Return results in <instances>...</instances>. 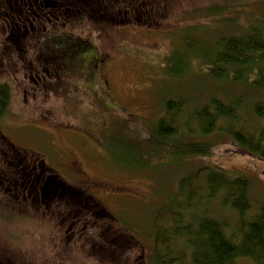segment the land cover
Masks as SVG:
<instances>
[{
    "label": "rangeland",
    "instance_id": "obj_1",
    "mask_svg": "<svg viewBox=\"0 0 264 264\" xmlns=\"http://www.w3.org/2000/svg\"><path fill=\"white\" fill-rule=\"evenodd\" d=\"M132 1L142 2L145 11H139L134 18H129L131 23L100 26L91 38L107 59L109 84L101 83L97 87L81 85V91H85L83 100L70 95L69 99L60 98L59 95L53 98L52 95L51 109L44 113L35 111L29 93L13 84L10 113L0 121V130L13 140L16 144L14 147L32 154V158L36 156L32 163L37 168L44 157L45 166L64 175L68 184L78 186L76 180L67 177L70 175L68 170H64L65 154H68L82 164L87 179L100 181L102 187L98 199L110 214L103 221L120 230L122 225L127 226L128 233L122 232L128 243L121 248L106 244V250L101 253L97 247L84 251L62 248L58 258L53 260L49 252L54 248L46 240L48 229L39 224L38 219L24 208L15 206L11 209L13 214L9 207L0 208V245L6 247L10 244L12 249H6L20 264H37V260L39 264H155V231L152 225L155 212L173 200L179 179L199 167L209 166L230 175H243L249 182V199L253 210L264 207L263 161L225 152H218L221 154L206 159L174 160L162 151L149 154L151 158L145 163H137L140 157L130 147L136 146L133 141L137 137L142 138V134L162 116L165 99L182 96L190 100V105H198L209 97L224 102L236 98V89L230 84L212 83L195 70L181 78H172L166 74L165 64L175 51H185L186 40L190 41V48L193 46L197 50L199 46L211 45L219 37L242 34L255 17H264V0H254L251 5L247 0ZM151 1L154 2L149 4ZM116 3L124 11L127 3L131 2L118 0ZM80 56L83 55H75L73 64L81 63L86 67V70H81L84 72L81 80L90 79L96 74L93 67L99 64V54L88 52L84 55L85 61ZM4 77L8 79L5 70ZM72 83L69 80L64 87L70 88ZM76 88L80 89L79 86ZM90 88L92 90H88ZM243 97L241 115L250 131L255 128L256 122L249 107L255 100L262 99H255L249 94ZM188 108L184 107L182 113ZM124 122L130 125L122 132ZM133 132H137V136ZM181 137L185 138L184 135ZM121 154L125 156L121 158ZM144 160L142 156L140 162ZM49 168L47 175L55 180L60 179ZM105 191H110L109 197ZM178 213L183 223L181 227L201 216L219 223L226 220L227 228L228 225H235L234 216L230 217V213L222 208L218 195L200 200L191 216H185L180 211ZM234 228L233 231L236 230ZM180 243V239L174 241L175 251L170 250L175 257L178 250L182 252L175 264H191V250ZM40 244L43 249L39 251ZM44 250L46 252H42ZM113 250H116V257Z\"/></svg>",
    "mask_w": 264,
    "mask_h": 264
},
{
    "label": "trees",
    "instance_id": "obj_2",
    "mask_svg": "<svg viewBox=\"0 0 264 264\" xmlns=\"http://www.w3.org/2000/svg\"><path fill=\"white\" fill-rule=\"evenodd\" d=\"M247 1L250 5L254 2ZM189 45L190 41L186 40L185 51H175L168 58L166 74L181 78L195 70L212 83L224 82L235 87L236 98L224 102L209 97L198 105H190V100L182 96L165 99L162 116L142 138L133 141L136 146L130 145L140 157L137 163H145L151 158L149 154L162 151L174 160L206 159L225 152L248 155L264 162V17H255L238 36L219 37L211 45L199 46L197 50ZM73 72L69 68L55 72L59 77L64 76L60 82L63 88L59 85L57 90L49 92L69 99L70 91L67 92L64 83L76 73ZM244 94L262 99L255 100L249 107L256 122L250 131L241 115ZM10 99L11 91L0 84V117L8 110ZM184 107L189 108L182 113ZM127 125L130 124H122V132ZM133 135L137 136V132ZM183 135L185 138L181 137ZM123 156L121 154V158ZM142 156L145 160L140 162ZM217 195L222 208L230 217L234 216L235 231L229 225L227 228L226 220L219 223L202 216L181 227L179 211L191 216L200 200ZM152 225L155 264H175L179 260L176 258H180L182 252L178 250L175 257L170 251H175L173 243L177 239L191 250V264H264V207L253 210L249 182L241 174L230 175L209 166L189 171L177 182L173 200L155 212ZM1 264L16 262L4 257Z\"/></svg>",
    "mask_w": 264,
    "mask_h": 264
},
{
    "label": "flooded vegetation",
    "instance_id": "obj_3",
    "mask_svg": "<svg viewBox=\"0 0 264 264\" xmlns=\"http://www.w3.org/2000/svg\"><path fill=\"white\" fill-rule=\"evenodd\" d=\"M116 4V0H0V84L6 85L10 91L13 84L23 88L31 96L35 111L43 113L51 109V96L55 98L58 95L49 91L57 90L59 85L63 88L60 82L64 76L59 77L55 72L68 68L76 72L68 78L67 81L73 83L66 90L70 91L68 95L78 100L85 98L81 85L97 87L101 83L109 84L107 59L91 38L100 26L131 23L129 18L145 11L142 2L124 11ZM88 52L99 54V64L93 67L96 70L93 77L81 80L84 74L81 70H86V67L81 63L74 65L73 60L75 55L81 54L80 58L85 61L84 55ZM84 90L87 91L86 87ZM10 109L9 105L0 121L9 115ZM59 131L64 132L62 129ZM0 143V208L9 207L11 214L15 206L24 208L38 219L39 224L48 229L46 240L54 248L49 252L53 260L58 258L62 248L84 251L97 247L101 253L106 250V244L121 248L128 243L122 232L128 233L127 226L122 225L120 230L103 221L110 214L98 199L102 184L87 179L80 162L65 154L68 167L63 163L65 169L61 168L68 170L70 175L67 177L78 182L79 185L73 187L64 175L44 165L46 159L41 154L43 159L37 168L32 163L36 156L32 158V154L14 147L13 140L1 130ZM47 168L55 171L60 179L47 175ZM105 192L108 196L110 191ZM6 247L12 249L10 244ZM6 247L0 245V264L7 254ZM41 249L42 244L39 251ZM113 252L116 257V250ZM17 255L20 256L19 253Z\"/></svg>",
    "mask_w": 264,
    "mask_h": 264
}]
</instances>
